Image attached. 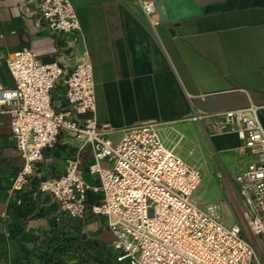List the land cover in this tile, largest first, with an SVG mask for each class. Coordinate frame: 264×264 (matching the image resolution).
Returning <instances> with one entry per match:
<instances>
[{"label":"crops","instance_id":"crops-1","mask_svg":"<svg viewBox=\"0 0 264 264\" xmlns=\"http://www.w3.org/2000/svg\"><path fill=\"white\" fill-rule=\"evenodd\" d=\"M70 2L81 30L67 36L47 30L37 14V0H0V85H13L6 59L21 48L34 49L43 63L58 61L65 71L90 61L97 122L117 135L159 122L163 135L176 126L195 145H210L233 168L228 198L240 215L233 181L246 162L235 152L240 141L236 134L212 135L210 121L193 116L253 105L264 129V0H155L153 20L136 0ZM65 92L60 82L53 91L56 106H65ZM78 147L77 139L61 134L45 150L29 185L19 189L14 179L24 160L9 117H0V264H117L104 219L72 220L38 190L42 179L65 172ZM83 158L85 165L91 161L90 149ZM210 204L229 208L228 203ZM74 237H85L94 248L75 251Z\"/></svg>","mask_w":264,"mask_h":264},{"label":"built area","instance_id":"built-area-1","mask_svg":"<svg viewBox=\"0 0 264 264\" xmlns=\"http://www.w3.org/2000/svg\"><path fill=\"white\" fill-rule=\"evenodd\" d=\"M136 2L153 20L155 0ZM37 14L52 34L72 36L81 30L70 0H37ZM6 66L13 85H0V117H9L24 160L14 179L17 188L29 185L45 150L67 134L79 147L65 172L42 179L38 190L72 220L104 219L117 264H264V129L256 106L193 116L209 120L212 135L236 134L240 141L235 152L246 162L233 179L240 221L228 224L221 205L201 206L195 200L203 172L168 143L163 124L144 123L117 135L97 122L90 61L65 71L58 61L43 63L34 49L25 47L11 53ZM60 82L66 86L65 106L54 104L53 91ZM87 148L92 159L85 165ZM250 234L258 238L262 252Z\"/></svg>","mask_w":264,"mask_h":264},{"label":"rangeland","instance_id":"rangeland-1","mask_svg":"<svg viewBox=\"0 0 264 264\" xmlns=\"http://www.w3.org/2000/svg\"><path fill=\"white\" fill-rule=\"evenodd\" d=\"M164 135L168 143L177 152L198 164L203 170V182L195 194V200L198 204L205 206L210 203H228L230 210L225 207L222 211L224 221L228 224L233 222L231 213L234 215V221H240L238 210L230 203V198H228V190L232 184L233 168L231 164L225 161L223 155L213 153L210 145L205 144L203 148L195 145L176 126L164 130ZM102 222L105 224L104 220ZM250 239L260 251L262 244L258 238L250 234Z\"/></svg>","mask_w":264,"mask_h":264},{"label":"trees","instance_id":"trees-1","mask_svg":"<svg viewBox=\"0 0 264 264\" xmlns=\"http://www.w3.org/2000/svg\"><path fill=\"white\" fill-rule=\"evenodd\" d=\"M94 200L97 201V197L96 198L95 197H91V201H94ZM73 240H74V244L73 245H74L75 251H78V250H80L82 248H83V251L87 250L88 248L90 250H92L94 248L93 245H92V242H90L85 237H82L79 240L77 239V237H74ZM116 258H117V253H116ZM54 264H59V262H55Z\"/></svg>","mask_w":264,"mask_h":264},{"label":"water","instance_id":"water-1","mask_svg":"<svg viewBox=\"0 0 264 264\" xmlns=\"http://www.w3.org/2000/svg\"><path fill=\"white\" fill-rule=\"evenodd\" d=\"M171 34L173 35L174 34V31L173 30H170Z\"/></svg>","mask_w":264,"mask_h":264},{"label":"bare ground","instance_id":"bare-ground-1","mask_svg":"<svg viewBox=\"0 0 264 264\" xmlns=\"http://www.w3.org/2000/svg\"><path fill=\"white\" fill-rule=\"evenodd\" d=\"M260 251H262V248H261V250Z\"/></svg>","mask_w":264,"mask_h":264}]
</instances>
